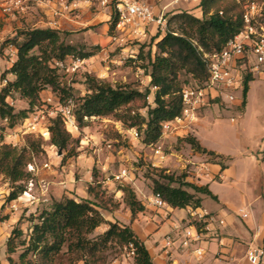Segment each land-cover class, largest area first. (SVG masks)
Wrapping results in <instances>:
<instances>
[{
    "label": "trees",
    "instance_id": "1",
    "mask_svg": "<svg viewBox=\"0 0 264 264\" xmlns=\"http://www.w3.org/2000/svg\"><path fill=\"white\" fill-rule=\"evenodd\" d=\"M251 2L260 3L262 0H200V18L185 12L174 14L167 19V30L154 42L153 51L138 49L128 63H142L138 67L147 71L149 87L155 89L151 106L146 103L149 88L141 92L129 84L111 86L90 75H84L85 94L75 97L72 88L59 82L58 71L52 64L68 57L87 60L94 56V52L87 51L83 44L65 43L61 31L22 28L15 39L7 38L3 42L14 47L15 60L1 75L2 79L11 75L13 80L0 92V119H7L12 127L15 122L25 119L39 103L40 93L49 90L58 96L61 104H71L72 116L79 128L87 126L93 118L113 117L122 127L135 128L144 146H152L161 138V124L181 113V89L189 84L181 80V73L190 76V80L198 85L205 81L207 74L201 55L219 52L239 33L243 27V6ZM115 21L112 13L108 21L109 33L114 29ZM172 23L176 24L175 29H171ZM252 80L249 73L243 78L242 107L248 83ZM13 94L27 103V110L14 113L5 104L6 97ZM137 102L142 104L133 110V104ZM49 122L50 145L65 151L70 136L61 118L57 116ZM1 138L0 135V141ZM182 141L190 150L206 156L209 162H216L224 169V158L200 147L194 137L187 136ZM37 148L34 142L21 149L0 143V176L11 184L7 202L16 200L25 191V184L30 179L25 169ZM150 173L153 177H146L151 182V194L173 210L199 208L202 197L216 200L207 185L186 181L185 173H168L163 168H151ZM120 191L122 202L133 221L144 212L145 206L131 188L125 186ZM87 194H93L94 200H75L67 196L52 200L48 208L29 217L31 226L26 238L22 239L20 229L13 228L5 244L7 263L15 264L11 255L21 248L18 264H53L62 253L68 257L69 264L79 261L104 264L105 251L131 244L134 248L133 264H153L146 247L132 229L106 221L99 210L100 204L96 202L98 194L90 187ZM103 225L106 229L91 238L93 232Z\"/></svg>",
    "mask_w": 264,
    "mask_h": 264
},
{
    "label": "rangeland",
    "instance_id": "2",
    "mask_svg": "<svg viewBox=\"0 0 264 264\" xmlns=\"http://www.w3.org/2000/svg\"><path fill=\"white\" fill-rule=\"evenodd\" d=\"M1 4V0H0ZM90 9L93 6L87 5ZM81 8V7H80ZM92 13V12H91ZM24 17L19 14L3 15L0 13V78L4 70L10 64L11 54L7 45L3 42L7 38L15 37L22 28H33L30 23L24 21ZM103 23L84 28L77 25L76 30L72 32H63L61 37L68 44H83L87 51H93L94 56L77 70L68 72L58 71L59 82L73 90L75 97L85 94L84 75H90L98 80L109 83L111 86L129 84L132 88L144 92L147 88L150 94L146 103L152 105L153 90L149 87V80L146 72L139 68L142 63L129 64L128 60L134 56L140 47L143 52L152 49L153 36L148 34L143 40L124 38L121 41H112L107 39V34L112 38H120V33L114 30L111 33L107 31L102 33ZM176 24H171V29H175ZM103 37L102 40L100 37ZM135 52V53H134ZM145 64V63H143ZM70 67L69 63L67 64ZM250 82V91L245 105H241V94L236 92L235 102L228 105H213L203 111L202 126L191 128L187 133L178 132L182 137L165 139L162 144L166 156L163 160L152 157L148 146H144L141 141L135 140L118 131V123L113 117H105L88 122V125L79 128L78 132L68 133L70 136L69 145L65 151H59L50 145V142L44 141L30 134L19 132L16 128L19 121L10 127L0 124V143L10 145L17 149L28 146L29 142L38 145L37 150L32 154L31 163L35 161L34 171L26 167L25 171L30 174V179L25 184V191L14 201L7 202L6 198L11 191V184L0 176V260L7 258L6 240L13 228L22 231V239L26 238L30 232L29 217L36 215L44 208H48L52 200H58L60 196H67L76 200L88 199L94 200L93 194H87L88 187L93 188L98 194L96 202L100 204V212L108 222H116L120 225H127L131 221L128 209L124 206L123 194L120 191L122 187L131 188L136 198L143 204L149 203V193L151 189L150 179L153 177L150 171L151 163L157 168H163L168 173L179 174L173 169L175 160L172 154L179 151L182 154H188L189 147L182 139L191 136L193 131L206 147H216L226 150H235L241 146H251L256 137L264 131V76L255 75ZM182 81L192 84L190 76L181 73ZM52 97L59 100L58 96L45 90L40 93L39 103L34 106L27 116L37 109L41 108L42 100ZM13 101V111L17 113L21 110H27V103L20 99L18 95H11ZM142 103L133 104L139 107ZM139 111V110H138ZM143 113V110L140 111ZM240 114H243V123L240 122ZM234 119V123L229 121ZM49 126H50V122ZM65 128V127H64ZM67 132V131H66ZM110 143L111 149H106ZM264 146V142L262 147ZM236 160L234 174L235 178H226L221 183L211 182V188L218 194L219 199L224 204L227 212L236 214V210L252 198L254 185L259 184V190L262 193L261 202L264 204V162L259 167H243ZM121 168H125L128 177L121 182H116L112 176ZM231 183V184H230ZM26 193V194H24ZM26 195V196H25ZM207 203L211 198L206 197ZM213 202V200H212ZM259 202L254 204V208ZM253 208V209H254ZM248 212L250 207H246ZM144 211L148 212V209ZM152 213H157L156 210ZM140 214L137 215L136 219ZM160 216V213H157ZM184 216L183 209L175 210L171 215V221H177L178 217ZM142 224H143V219ZM139 223L140 225H142ZM158 225V223H156ZM106 226L98 227L92 236L100 234L101 229ZM105 230V229H104ZM163 229L159 230L158 237L161 238ZM21 248L11 255L15 264H18V254ZM65 252V251H63ZM123 247H112L104 252V264H133L131 260L123 258ZM8 264V263H7ZM53 264H69L68 257L60 254ZM73 264H83L81 261Z\"/></svg>",
    "mask_w": 264,
    "mask_h": 264
},
{
    "label": "built area",
    "instance_id": "3",
    "mask_svg": "<svg viewBox=\"0 0 264 264\" xmlns=\"http://www.w3.org/2000/svg\"><path fill=\"white\" fill-rule=\"evenodd\" d=\"M239 2V0H234ZM96 5L107 8L115 16L114 31L120 33V38L112 36L111 40L121 41L126 35H137L139 28L154 26L159 32H166L167 18L163 14L156 15L152 6L141 0H1L0 13L12 15L14 13L22 15L31 5L36 7L41 13H48L49 20L46 28L58 30V20L75 19L81 5ZM243 27L239 33L230 39L223 48L213 54H202L201 60L204 63L207 77L202 84H187L181 89L182 109L178 117L161 124V138L159 141L148 146L152 157L163 160L166 156L162 142L169 138L182 137L178 132L184 134L191 128L201 113L213 105H228L235 102V93L242 91V81L249 73L253 76L264 75V0L260 3H245L243 6ZM110 14V15H111ZM11 54L9 69L15 49L11 45L5 46ZM88 60V59H87ZM69 63V68L66 67ZM86 60L66 58L61 62H53L52 66L57 71L66 72L77 70ZM4 70V71H6ZM10 82L5 78H0V92ZM153 91L154 88H151ZM5 104L13 107L11 96H7ZM59 116L67 133L78 132V126L74 121L71 112V104L63 105L59 100L52 97L42 100L41 108L31 112L25 119L19 121L17 129L19 132L33 135L44 141L50 140L49 120ZM100 118H93V120ZM234 123L233 118H229ZM7 119H0V124L7 125ZM118 131L135 140L139 139V134L135 128H124L119 123ZM106 149H111V144L106 145ZM153 168H157L151 163ZM194 164L186 163L182 166L180 173L186 176L193 173ZM36 163L33 161L28 165V169L34 171ZM128 177L125 168H121L112 179L121 182ZM26 194V193H24ZM153 196V195H152ZM152 206L162 212L163 220H169L170 214L168 206L158 196H153ZM246 218V214L240 216ZM217 223L222 226L223 221L216 215L204 209L191 208L186 212L185 218L177 223L171 224V230L166 233L161 240V253L169 264H174L172 254L176 249L187 250L192 248V253L196 259L203 256L200 247L203 231L208 225ZM123 258L129 259L133 263L134 248L131 244L123 247ZM260 253L252 250L247 252V259L251 264H258Z\"/></svg>",
    "mask_w": 264,
    "mask_h": 264
},
{
    "label": "crops",
    "instance_id": "4",
    "mask_svg": "<svg viewBox=\"0 0 264 264\" xmlns=\"http://www.w3.org/2000/svg\"><path fill=\"white\" fill-rule=\"evenodd\" d=\"M141 1L152 6L156 15L163 14L167 19L170 16L181 12L191 14L196 18L201 17L200 8L198 7L200 0ZM91 12L86 4H82L75 19L58 20L59 31L72 32L76 30L77 25H82L84 28H87L98 23H103L102 33L105 34L106 31L109 33L108 21L111 14L110 10L93 5ZM21 17H24V21L26 23H30L33 28L39 29L46 28V22L49 20L48 13H41L33 5L25 10ZM148 34L153 36L152 49L154 50V42H156L164 34L159 32L154 26L139 28L137 30V35H126L123 39L128 38L140 41L146 37L148 38ZM100 38L102 40L104 39L102 36ZM106 38L109 40L111 39L108 34ZM14 60L15 55L12 56V61ZM260 76L264 75L260 74ZM7 79L11 81L13 80V77L11 75H7ZM249 91L250 82L248 83V91L245 100L248 98ZM203 113L204 112L199 115L198 119L191 126V128L194 127V130L196 127L202 126ZM239 120L240 122L237 126L242 125L243 114H240ZM191 128L189 130H191ZM193 133L192 137L196 139L200 147L224 158V160H222V163L225 166L224 169L222 170L218 163L209 162L206 156L195 153L190 150V148L188 154H182L179 151L172 153L175 157L172 167L174 171L180 173L182 166L187 162L195 165L192 169L193 173L188 175L185 180L198 185L208 186L209 191L213 196H215L216 200H213V202L211 200L210 203H207L205 200L206 197H202L201 206L199 208L216 215L223 221V225L219 226L217 223L210 224L203 231L202 242L200 244V247L203 250V256L200 259L195 258L192 253V248L187 250L176 249L172 254L174 264H251L247 259V252L252 250L258 251V253L261 254L258 264H264V204L261 202L262 193L259 190V184L254 185L252 198L246 204L243 200V205L236 210V214L225 210L223 202L219 199L218 194L211 188L210 185V183L214 181L221 183L226 178L234 179L236 160L240 163L243 161L241 164L243 167H259L262 162H264V146L262 147L264 142V131L256 137L255 142L250 147L244 145L235 150L206 147L196 136L194 131ZM61 197L62 196L59 198ZM148 199L150 202L144 206L145 209H148L149 211L142 212L138 218L130 224V228L143 242L153 264H169L160 250L162 237L171 230V224L177 223L181 219L185 218L186 212L191 208L183 209L184 216L178 217L177 221H171V215L175 210L168 207L167 209L169 211L170 218L169 220H163L161 215L162 212L160 210H156L151 204L153 199L151 192L149 193ZM258 202L259 205L254 208V204ZM246 207H250L251 211L248 212ZM155 210L157 213H160V216L157 215V213H152ZM242 214H246L247 217L242 219L240 217ZM141 219L144 220L143 224L141 223ZM156 223H158V225H156ZM161 228L163 229V232L160 238L158 235ZM104 229H106V227L102 228L101 231H104ZM4 259L5 258L0 260V264H7Z\"/></svg>",
    "mask_w": 264,
    "mask_h": 264
},
{
    "label": "water",
    "instance_id": "5",
    "mask_svg": "<svg viewBox=\"0 0 264 264\" xmlns=\"http://www.w3.org/2000/svg\"><path fill=\"white\" fill-rule=\"evenodd\" d=\"M12 39H15L16 37H11Z\"/></svg>",
    "mask_w": 264,
    "mask_h": 264
},
{
    "label": "bare ground",
    "instance_id": "6",
    "mask_svg": "<svg viewBox=\"0 0 264 264\" xmlns=\"http://www.w3.org/2000/svg\"><path fill=\"white\" fill-rule=\"evenodd\" d=\"M26 196V195H25Z\"/></svg>",
    "mask_w": 264,
    "mask_h": 264
}]
</instances>
